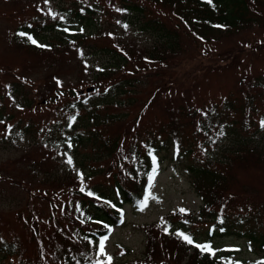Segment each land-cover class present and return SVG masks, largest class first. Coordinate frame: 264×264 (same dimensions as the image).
I'll return each instance as SVG.
<instances>
[{
  "label": "trees",
  "instance_id": "obj_1",
  "mask_svg": "<svg viewBox=\"0 0 264 264\" xmlns=\"http://www.w3.org/2000/svg\"><path fill=\"white\" fill-rule=\"evenodd\" d=\"M120 1L122 10L133 13L132 21L139 29L152 36L150 46L133 41L124 47L92 46L91 40L108 35L122 39L106 27L50 45H32L17 38L26 54L50 57L53 65L68 62L73 65L68 76L83 78L66 85L65 75L41 74L35 79L38 82L15 76L7 87L0 88V122L6 120L0 127V140L16 148L24 145L18 156L0 163V264H233L226 257L229 253L214 255L197 247L188 256L197 241L211 245L228 238L239 240L249 252L264 254V182L243 192L249 203L235 198L238 196L229 190L231 169L249 164L254 172L264 173V146L237 139L219 158L210 157L226 138L253 136L264 128V74L238 78V95L223 99L219 105L196 107L188 94L171 100L152 96L136 101L138 115L128 117L135 102L131 94L139 84L135 74L152 65L157 70L158 62L169 67L171 56L182 52L180 29L188 31L201 53H214L217 62L225 64L227 59L222 56H227L226 50L215 53L210 49L229 44L243 28L264 34L258 31L264 29V0ZM83 2L85 13L90 14L89 18L83 16L85 20L102 11L100 0ZM152 5L178 24L169 30L154 10L149 11ZM40 13L43 18L34 20L35 27L21 25L17 36L24 37L21 33L25 29L33 32L57 22L56 14L47 10ZM87 45L110 54L114 66L92 78L87 76ZM48 66L47 70L53 67ZM90 86L95 87L93 93L78 96L75 92ZM49 104L53 108L46 111ZM150 105L159 115L141 136L138 122ZM20 112H27L28 118L23 120L17 115ZM127 140L136 147L119 154V147ZM60 148L88 150L80 156L81 164L87 163L89 168L84 176L55 173V165L48 163L54 161L53 152ZM196 151L202 155L197 156ZM166 154L183 164L201 200L198 211H170L141 226L145 237L141 257L120 263L99 259L100 239L117 225L123 207L133 205L152 186ZM177 233L189 236L193 244Z\"/></svg>",
  "mask_w": 264,
  "mask_h": 264
},
{
  "label": "rangeland",
  "instance_id": "obj_2",
  "mask_svg": "<svg viewBox=\"0 0 264 264\" xmlns=\"http://www.w3.org/2000/svg\"><path fill=\"white\" fill-rule=\"evenodd\" d=\"M100 1L103 4L102 11L98 15L96 14L85 20L83 16L89 18L90 14L85 13L86 3L83 0H0V88L7 87L13 78L15 79V76H25L30 79L29 81L38 82L39 80L35 81V79L41 74H44V76L47 74L46 77L65 75L64 83L66 85L70 81L74 82L83 78L82 75L68 76L69 71L73 70V65L68 62L53 65L49 59L50 57L38 58L32 54H26L24 46L18 39H23V41L32 45H50L70 39V37L85 36L96 32L101 27H106L108 31L114 30L121 34L122 39L119 40L113 35H108L107 38L101 39L103 41L91 40L92 46L96 43L97 46L114 47L117 45L124 47L127 41H133L141 46L152 44V36L141 31L137 23L135 24L132 21L134 20L133 13L122 10L119 5L120 0H111V3H106L105 0ZM131 1L135 2L137 0ZM127 4L130 5V3ZM44 8L45 11L56 14L57 22L52 26L39 28L33 32L25 29L23 31L24 37L17 36L16 30L19 26L30 24L31 27H35L34 20L43 18L40 12H45L43 11ZM156 9L157 6L152 5L149 11L153 12L154 10V15L163 20L169 30L178 24L177 20L167 12L164 11L167 13V16L164 17ZM76 14L82 17L75 18ZM48 24L51 23L48 22ZM253 30V28H243L240 32H236L237 37L229 44H217L210 49L215 53L226 50L227 56L222 57L226 58L227 62L222 64L217 62L218 57L213 55L214 53L210 55L208 52L201 53L196 44L190 41L188 31L180 29L179 46H182V52L178 51L177 54L171 56V65L166 67V65L158 62L156 64L157 70H153L152 65L142 73L135 74L134 77L139 80V84H137L138 88H134V92L131 94L135 102L131 106L133 111L129 112L128 117L132 119L138 115L135 103L136 101L142 102L146 97H161L163 95L164 98L161 99L171 100L177 96L182 99L185 94H188L189 102L193 103L194 106L206 107L212 104L219 105L223 99L238 95V78L241 80L243 76L252 77L264 74V47L261 45L264 44V34L257 35L252 33ZM258 31L264 32V29L258 28ZM29 37H31V40H35L36 43L33 44ZM190 42L193 43V46ZM258 46H262V49ZM84 50L86 52L84 66L88 71L86 75L90 78L102 71L109 70L115 64L114 58L104 51L92 50L88 45L84 47ZM48 65H52V69L47 70ZM128 74H130L129 71H127ZM192 86L194 87L193 90L187 88ZM66 98L68 99V97ZM59 99L60 96H58ZM61 100H63V97ZM5 104L7 105V101H5ZM52 108L53 105L49 104L44 109L47 111ZM121 110L124 111L126 108L122 107ZM39 111L42 112L41 109ZM17 115L23 120H26L29 116L27 112H20ZM156 115H159V113L151 105L148 106L138 122V131L141 136L144 135L145 128L156 123L154 122ZM5 121L3 119V122H0V127L3 126ZM237 139L240 142L248 141L249 143H247L251 146H264V128L253 134V136L240 134L235 138H226L221 141V146L210 153V157L212 155L214 158H219L221 151L232 148L231 145ZM131 145L130 140L124 142L119 147V154L136 147ZM22 146L24 145L20 144L19 148H16L9 144L4 145L0 140V163L18 156ZM87 152V149L77 152L72 148L68 150L60 148L58 151L53 152L54 161L49 160L48 164L55 165L56 174L71 173L74 176H84V172L89 168H87V163L81 164L80 156L83 157ZM195 154L201 156L202 152L196 151ZM69 158L72 160L71 164L67 162ZM163 165L162 171L156 176L155 182L149 191L141 199L136 200L133 205L124 207V215L120 218L119 224L102 239L104 240V252L101 254L99 248L97 255L99 259L120 263L141 257L145 239L141 226L156 221L172 209L183 208L192 212L198 210L201 202L191 187L183 164L174 163L170 160V155L166 154ZM253 170V167L249 164L247 167L236 171L231 169L230 176L233 181L230 183V193L238 196H234L235 198H244L243 203H249L248 200H245L246 197L243 196V192L253 190L256 187L255 183L264 182V173L254 172ZM145 201L147 202L146 206L142 208L141 206L144 205ZM137 226H140V229ZM211 249L212 253L230 252L227 258L233 264H255L264 261V254L249 252L238 240H221L213 244Z\"/></svg>",
  "mask_w": 264,
  "mask_h": 264
},
{
  "label": "snow or ice",
  "instance_id": "obj_3",
  "mask_svg": "<svg viewBox=\"0 0 264 264\" xmlns=\"http://www.w3.org/2000/svg\"><path fill=\"white\" fill-rule=\"evenodd\" d=\"M21 35H24V34L21 33ZM29 39L31 40V37H29ZM31 42H32L33 44L36 43L35 40H31ZM73 119H74V118H73ZM69 146H71V145H69ZM67 162H68L69 164H71V163H72L71 158H69ZM150 179H151V177H150ZM81 190H83V189H81ZM89 195H91V193H89ZM146 203H147V202L145 201L144 205H142L141 207L143 208L144 206H146ZM180 211L183 212V211H185V210H184V209H181ZM177 235L180 236V237H182L183 240H185L188 244H193V240H192L189 236L184 235L183 233H177ZM105 239H106V238H105ZM195 246H196L197 248H200L201 251L212 252V249L210 248L209 245H199V244H196ZM103 252H104V240H101V242H100V253L103 254ZM212 254H214V253H212ZM110 259H111V258L109 257V260H110ZM262 264H264V262H262Z\"/></svg>",
  "mask_w": 264,
  "mask_h": 264
},
{
  "label": "water",
  "instance_id": "obj_4",
  "mask_svg": "<svg viewBox=\"0 0 264 264\" xmlns=\"http://www.w3.org/2000/svg\"><path fill=\"white\" fill-rule=\"evenodd\" d=\"M91 91V89H87V92Z\"/></svg>",
  "mask_w": 264,
  "mask_h": 264
}]
</instances>
